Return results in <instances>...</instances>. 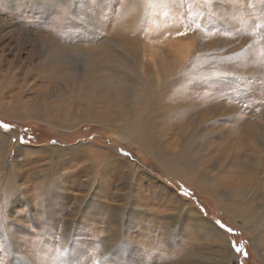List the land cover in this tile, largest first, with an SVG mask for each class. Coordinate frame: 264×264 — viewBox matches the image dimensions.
Returning <instances> with one entry per match:
<instances>
[{"label": "rangeland", "instance_id": "374dc122", "mask_svg": "<svg viewBox=\"0 0 264 264\" xmlns=\"http://www.w3.org/2000/svg\"><path fill=\"white\" fill-rule=\"evenodd\" d=\"M1 143L0 264H264V0H0Z\"/></svg>", "mask_w": 264, "mask_h": 264}, {"label": "bare ground", "instance_id": "6f19581e", "mask_svg": "<svg viewBox=\"0 0 264 264\" xmlns=\"http://www.w3.org/2000/svg\"><path fill=\"white\" fill-rule=\"evenodd\" d=\"M42 95H43V94H41V96H42ZM95 96H96V95H95ZM132 98H133L134 101H136V98H135V97H132ZM74 101H75V100H74ZM61 102H62V101H61ZM62 103H63V102H62ZM80 103H81V102H80ZM57 104H60V103H57ZM76 104H77V103H76ZM83 104H84V103H83ZM18 105H19V104H17V106H18ZM27 105H28V104H27ZM27 105H26V107H27ZM80 105H82V104H80ZM21 106H22V105H21ZM28 106L30 107L31 105H28ZM58 106H61V105H58ZM82 106H83V105H82ZM19 107H20V106H19ZM26 107L23 105V108H24V109H25ZM31 107H32V106H31ZM53 107H54V106H53ZM56 107H57V106H56ZM61 107H62V106H61ZM21 108H22V107H21ZM54 108H55V107H54ZM13 109H14V108H13ZM32 109H33V110H36V108H34V107H33ZM32 109H31V110H32ZM37 109H38V108H37ZM62 109H63V108H62ZM22 110H23V109H22ZM27 110H28V109H26V111H27ZM31 110H28L29 113L26 112L27 115L33 114V113L31 112ZM55 110H57V109H55ZM121 110H122V109H121ZM40 111H42V110H40ZM57 111L59 112V110H57ZM64 111H66V110H64ZM64 111H63V112H64ZM67 111H68V110H67ZM118 111H119V110H118ZM14 112H15V110H14ZM46 112H47V110H46ZM46 112H45V113H46ZM49 112L51 113V110H50ZM49 112H48V113H49ZM58 112H57V114H58ZM63 112H62V113H63ZM80 112H81V111H80ZM80 112H79V113H80ZM22 113H23V112H22ZM24 113H25V112H24ZM34 113H35V111H34ZM37 113H38V112H37ZM37 113L34 114V117H36V118L39 117V116H36V115H38ZM41 113H42V112H41ZM55 113H56V112H55ZM64 113H66V112H64ZM69 113H70V112H69ZM98 113H99V112H98ZM51 114H52V113H51ZM60 114H61V112H60ZM60 114H59V115H60ZM66 114H67V113H66ZM70 114H71V113H70ZM70 114H69V115H70ZM40 115H41V114H40ZM48 115H49V114H48ZM53 115H54V113H53ZM69 115H68V116H69ZM42 116H43V115H42ZM60 116H61V118H62V119H61V120H62V123L59 122V121H57V120H55L57 117L54 118V119H52V118H46V119H48L47 121H48L49 123H51L52 125H55L56 122H57L59 125H60V124H63V123H66V122H67L66 115H65V117H64L63 115H60ZM81 116H82V115H81ZM18 117H19V115H18ZM48 117H49V116H48ZM52 117H53V116H52ZM39 118H40V117H39ZM91 118H92V117H91ZM98 118H100V116H98ZM40 119H42V118H40ZM57 119H58V118H57ZM94 119H96V117L93 118V120H94ZM105 120H106V119H105ZM42 121H43V120H42ZM101 121H102V117H101ZM120 134H121V133H120ZM121 138H122V137H121ZM1 141H2V140H1ZM1 144H2V143H1ZM3 144L5 145L4 142H3ZM3 144L0 146V153H1V150H2V147H3ZM18 149H21V148L18 147ZM22 150H23V149H22ZM48 150H49V149H48ZM27 151H28V150H26V152H27ZM42 151H44V150H42ZM26 152H25V153H26ZM184 164H185V163H184ZM6 165H7V164H6ZM185 166H186V165H185ZM3 167H4V166H1V169H2ZM5 167H6V166H5ZM5 167H4V168H5ZM187 167H189V166H187ZM185 168H186V167H185ZM239 191H241V190H239ZM236 193H237V192H236ZM238 195H239V194H238ZM2 197H3V196H2ZM3 198H4V197H3ZM3 201H4V200H3ZM3 201H2V203H3ZM5 202H6V201H5ZM4 204H5V203H4ZM4 204H3V205H4ZM245 216H248V215H245Z\"/></svg>", "mask_w": 264, "mask_h": 264}, {"label": "trees", "instance_id": "16d2710c", "mask_svg": "<svg viewBox=\"0 0 264 264\" xmlns=\"http://www.w3.org/2000/svg\"><path fill=\"white\" fill-rule=\"evenodd\" d=\"M5 123H7V122L3 121L2 125L4 126ZM25 129H27V127H18L17 132L21 133V131L25 130ZM12 131H14V130H12ZM34 139H35V136H34ZM176 189L178 190V192L180 193V195L182 197L191 198L195 201L198 200L197 196L194 193H192L189 189H187L185 186L176 187ZM227 231L229 232L228 229H227ZM243 257H244V260L247 259V258H245V256H243Z\"/></svg>", "mask_w": 264, "mask_h": 264}, {"label": "flooded vegetation", "instance_id": "af4514ba", "mask_svg": "<svg viewBox=\"0 0 264 264\" xmlns=\"http://www.w3.org/2000/svg\"><path fill=\"white\" fill-rule=\"evenodd\" d=\"M28 134V137H30V136H32L33 134H31V133H27Z\"/></svg>", "mask_w": 264, "mask_h": 264}, {"label": "snow or ice", "instance_id": "6c2138e0", "mask_svg": "<svg viewBox=\"0 0 264 264\" xmlns=\"http://www.w3.org/2000/svg\"><path fill=\"white\" fill-rule=\"evenodd\" d=\"M229 231H231V229H229Z\"/></svg>", "mask_w": 264, "mask_h": 264}]
</instances>
